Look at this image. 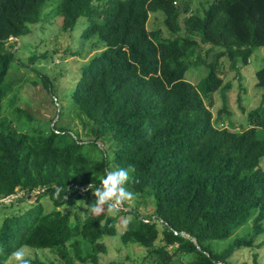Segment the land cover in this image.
<instances>
[{"label": "trees", "instance_id": "obj_1", "mask_svg": "<svg viewBox=\"0 0 264 264\" xmlns=\"http://www.w3.org/2000/svg\"><path fill=\"white\" fill-rule=\"evenodd\" d=\"M45 2L0 0V200L37 191L31 204L3 218L0 264L22 246L59 257L57 263L25 257L22 264H117L100 262L107 250L102 237L114 235L126 214L131 218L121 241L145 247L149 264H233L238 249L264 244H255L264 234V64L255 72L262 95L246 114L247 127L217 125L225 102L216 117L211 111L212 95L231 88L221 61L228 59L240 73L255 47L264 46V0H59L54 11L62 18L60 29L71 30L85 17L80 42L95 38L91 47H101L82 64L68 98L86 129L82 135L55 124L48 130L29 126L32 116L19 107L16 123L2 116V101L14 85L5 79L20 49L15 44L48 18ZM156 11L166 35L147 27ZM45 54L27 59L36 63ZM192 65L205 68L195 84L185 77ZM21 66L18 59L14 69ZM35 72L27 80L48 91L52 79ZM15 100L13 94L12 105ZM125 186L136 199L151 196L153 213L143 217L127 208ZM92 191L97 196L82 219L57 208L44 212L40 202L47 195L58 207L73 196L90 199ZM15 201L0 202V209ZM250 221L248 232L222 249L209 244ZM78 237L90 247L83 255Z\"/></svg>", "mask_w": 264, "mask_h": 264}, {"label": "rangeland", "instance_id": "obj_2", "mask_svg": "<svg viewBox=\"0 0 264 264\" xmlns=\"http://www.w3.org/2000/svg\"><path fill=\"white\" fill-rule=\"evenodd\" d=\"M59 0H46L44 9L45 13H48V18L42 25L38 24L33 26V31L25 36L20 37L19 43L15 44V47L19 46L15 61L11 63L10 70L6 76L5 84L13 82L11 87V93L2 101L3 118L8 121L16 123L13 119L15 107L24 109L32 116V120L29 126L41 125L44 129H50L53 124L58 127L66 128L69 132H80L82 135L86 129L74 115L73 109L70 107L69 94L74 89L77 78L80 74V68L82 64L91 57L96 51L101 49H93L91 46H95V38H91L89 41L80 42V34L83 28L87 25V19L85 17H79L71 30L62 31L60 29L61 16L55 13L54 8ZM187 1V0H186ZM201 0H193V3ZM203 1V0H202ZM157 12V13H156ZM149 14V20L147 27L149 30H160L162 35H166V29L163 26V16L159 14V11ZM44 15V14H42ZM88 41V42H87ZM72 55L71 52H76ZM45 58L36 62L30 63L27 59L31 54L45 53ZM24 63L21 68L14 69L15 63L18 61ZM264 64V46L255 47L253 53L249 58L247 65L237 67L240 73H237L235 69L231 68V63L228 59L221 61L223 71L227 73L226 80L230 82V89L224 90L222 93L217 91L213 97V105L211 111L213 117H216L218 110L223 108L225 102L226 110L223 111L221 120L218 121V126L230 125L233 121L237 129H244L247 127L246 114L249 110L259 105L262 89L256 86L255 72ZM38 71L41 74H45L52 79V87L46 91L41 82L35 84L27 80L29 77H33ZM202 72L205 73L203 66L195 67L190 66L185 73L187 80L195 84L197 80L202 78L200 76ZM242 77L239 80V75ZM200 76V77H199ZM198 78V79H197ZM244 87H243V85ZM16 96L14 105H12L11 97ZM225 99V101H224ZM244 107V108H241ZM24 129H27L25 126ZM93 147L92 154L99 156L97 148ZM90 144H86V148H89ZM108 151L109 157H111V151ZM262 167H264V160L261 161ZM115 179L122 183L125 179L122 175H115ZM37 192V191H36ZM17 195L11 196L4 202L15 201L18 197H23L22 201H15L11 205V208L0 209V224L3 218L11 213L12 209H17L22 206H28L34 201V198L30 194L23 192H16ZM97 192H90V199H79L73 196L67 203H64L58 207H55L49 196L44 195L40 198V202L43 205L44 212H49L54 209H58L61 212L71 214L72 220L74 219L73 213H78L82 219L89 211L91 201L97 196ZM121 198L124 200L127 208L136 209L143 217H147L153 213L154 200L151 196L141 197L136 199L135 196L130 194V191L125 186L121 194ZM113 206H117L118 198L113 197ZM108 214H114V211L109 208ZM131 215L126 214L119 216L116 223V233L111 236H103L102 241L106 245V253L101 254L100 262L114 261L117 264H149L151 263L147 255L146 249L143 246L135 243H123L120 238V234L125 229L126 223L130 220ZM251 226V221L238 228L231 237L224 240H211L209 244L215 249H222L225 247L234 237L244 235L248 232ZM160 228V226H158ZM161 234H159L156 244L160 243ZM81 250L82 255L90 247L87 246L88 242L81 237ZM73 240V239H72ZM71 240V241H72ZM264 240V234L260 235L256 243ZM65 248L72 253L70 245L67 243ZM256 258L254 259V256ZM38 257L49 263H57L59 257L54 250L47 249H35L28 246L20 247L13 255H11L7 261L1 264H22L24 258ZM145 257V259H143ZM256 260V262H255ZM143 263H142V262ZM233 264H264V244L255 245L253 248H240L231 257ZM75 264H82L79 261H75ZM86 264V263H84Z\"/></svg>", "mask_w": 264, "mask_h": 264}, {"label": "water", "instance_id": "obj_3", "mask_svg": "<svg viewBox=\"0 0 264 264\" xmlns=\"http://www.w3.org/2000/svg\"><path fill=\"white\" fill-rule=\"evenodd\" d=\"M31 193H37L35 190H31V191H28L27 192V194H31ZM13 195H17V194H11V195H9V196H7L6 198H3V199H1L0 200V202H4V201H6L7 199H9L11 196H13ZM154 221V218H152L151 220H150V222L152 223ZM181 234L183 235V236H185V237H187L188 235L185 233V232H181ZM194 243L197 245V247L199 248V246H198V244H197V242L194 240Z\"/></svg>", "mask_w": 264, "mask_h": 264}]
</instances>
